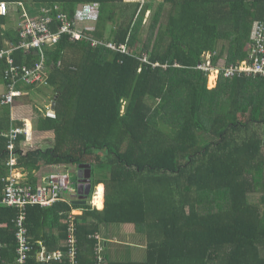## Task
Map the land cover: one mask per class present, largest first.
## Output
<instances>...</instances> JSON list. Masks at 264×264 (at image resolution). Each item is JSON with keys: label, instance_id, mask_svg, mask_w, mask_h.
I'll return each mask as SVG.
<instances>
[{"label": "trees", "instance_id": "obj_1", "mask_svg": "<svg viewBox=\"0 0 264 264\" xmlns=\"http://www.w3.org/2000/svg\"><path fill=\"white\" fill-rule=\"evenodd\" d=\"M1 2L48 7L51 15L54 6L60 7L72 24L79 9H97L95 31L84 32L80 41L65 33L45 49L54 119L45 116L35 128L52 131L53 143L29 149L25 134L13 141L18 167L25 172L73 165L91 175L92 189L104 193L105 186L104 210L88 205L76 221L77 264H106V250L94 233L100 225L128 223L147 239L143 264H264V76L226 78L221 71L209 89L211 71L200 68L210 61L215 69L222 59L228 68L253 65L251 47L256 25L264 22V0H163L146 32L144 17L156 0L143 5L124 0ZM9 18L0 16V51L23 40ZM110 43L118 49L109 48ZM11 58L15 66L30 69L41 60L34 50L22 48ZM7 68L1 60L0 86L6 92L11 84ZM2 107L0 197L11 156L8 136L24 128L12 121L11 107ZM29 181L37 183L32 177ZM71 206L28 207L33 249L25 264H39V242L49 253L64 252L51 264H71L65 248ZM16 215V209L1 210L7 224L1 231L2 264L17 259Z\"/></svg>", "mask_w": 264, "mask_h": 264}, {"label": "built area", "instance_id": "obj_2", "mask_svg": "<svg viewBox=\"0 0 264 264\" xmlns=\"http://www.w3.org/2000/svg\"><path fill=\"white\" fill-rule=\"evenodd\" d=\"M32 12L26 10V6L22 3L9 4L6 2L0 3V16L12 17V12L15 11L14 16L23 23L18 25L17 30L22 37V42L13 49H4L0 51V61L6 60L8 68L6 70L7 77L10 78L11 84L8 90L2 95V106L13 107L16 100L21 98V93L16 89L17 84L23 83L31 86L47 87L48 82L45 78V49L59 43L61 36L65 33L72 36V41H80L85 36L84 32L78 27L77 23L72 24L68 16L62 12L60 7L54 6L53 11L55 15H51V9L33 8ZM60 25L58 26V24ZM55 29V30H54ZM98 42L94 41V45ZM112 50H116L115 45L108 44ZM24 49L27 51H35L40 54L41 60L34 68L15 66L14 60L11 58L13 51L17 49ZM209 56L207 59H210ZM251 59L254 60L253 65L249 67L243 64L239 68H228L225 65L218 64V67L213 69L211 62L208 61L206 65L200 66L205 71L217 72L223 71L226 78L240 76L243 73H254L256 75L264 76V22H259L255 27L254 44L251 47ZM147 60H144L146 62ZM45 75V76H44ZM46 117L54 119V114L49 109L46 111ZM27 134V129L16 128L10 131L9 151L11 156L7 163L9 167V175L3 180L5 188L0 197V264H2V229L7 228V224L1 220V210L6 208L16 209L17 215L12 220L14 233L17 240V259L12 264H25L28 254L32 251V246L29 242V227L27 226V209L29 206H40L42 208H51L56 203H69L70 199L77 195V191L72 184L71 175L69 173H51L42 184L30 185L29 183H21L15 170L18 167L17 159L14 155L13 141L19 135ZM29 137V136H28ZM97 194V192H95ZM93 208V207H92ZM81 216L77 210L69 212L66 220L68 240L66 242L69 259L71 264H77V253L75 250V232L77 230V219ZM94 238L99 239L97 235ZM41 249L37 251L36 260L39 264H51L53 260H60L63 256V251L58 250L53 253L46 251L43 242H39ZM103 261V260H101ZM104 264V262L102 263Z\"/></svg>", "mask_w": 264, "mask_h": 264}, {"label": "crops", "instance_id": "obj_3", "mask_svg": "<svg viewBox=\"0 0 264 264\" xmlns=\"http://www.w3.org/2000/svg\"><path fill=\"white\" fill-rule=\"evenodd\" d=\"M95 6H85L83 9H79L77 25L83 31H92L96 27L97 23V9L94 10ZM92 13H91V12ZM15 11L12 12L13 18L11 17L10 21L17 22L15 28H18L19 18L14 16ZM18 18V19H17ZM220 63V62H219ZM218 77L214 80L217 85ZM16 89L21 93V98L16 100V103L13 107L10 108V116L14 123H22V126H25L27 129V134L29 137L24 139V145L26 148L34 149L39 148V144L47 143V146H50L54 140V134L52 131H39L35 128V122L41 118H45L46 111L49 109L53 112L55 103L53 102V94L49 87H40V86H31L23 83H19L16 86ZM6 93L5 85L0 86V109L3 108L1 105L2 95ZM49 105L45 104L43 106L38 104V100L49 101ZM54 113V112H53ZM50 135L52 138H50ZM45 136V138L43 137ZM38 142L36 145H33V141ZM64 166V168H61ZM8 167V165H7ZM50 166H43L38 171H34L32 174L25 172L20 167H17L15 174L19 178L20 182L32 183L30 182V177H32L37 183L42 184L51 173H67V169L70 167L66 165H55L52 166L51 170H47ZM76 167V166H75ZM9 170V167H8ZM78 187L74 189L77 191V195L70 199L71 207L74 210H77L78 213H85L86 206L90 205L93 209L98 211H103L106 205V193L104 186V193L102 189H91V194L85 197V194H80V188L84 183L81 182L80 170L76 167ZM9 175V171L8 174ZM72 179V177H71ZM84 182V180H83ZM73 183V182H72ZM87 187V183H85ZM85 189V188H84ZM95 191L97 194H95ZM101 195H100V194ZM102 199V204H99V201ZM85 203V204H83ZM79 207V208H75ZM91 222V219H89ZM97 235L100 240V248L106 250V264H124V263H141L146 262L147 259V239H143L135 231L133 224H110V225H100L99 229L94 236ZM16 258V257H15ZM15 261V260H14Z\"/></svg>", "mask_w": 264, "mask_h": 264}, {"label": "rangeland", "instance_id": "obj_4", "mask_svg": "<svg viewBox=\"0 0 264 264\" xmlns=\"http://www.w3.org/2000/svg\"><path fill=\"white\" fill-rule=\"evenodd\" d=\"M137 1H139V3L141 4V5H143V4H146V3H149L151 0H124V2H128V3H132V2H137ZM161 1H163V0H156V4H155V6L146 14V17H144V21H143V31L144 32H146V30L149 28V25H150V23H151V21H152V19H153V16H154V14H155V11H156V9H157V6H158V3L159 2H161ZM94 10H96V8L94 7L93 8ZM26 10L28 11V13L29 12H32L33 10L32 9H30V8H28L27 6H26ZM97 11V10H96ZM34 12V11H33ZM91 12V11H90ZM92 13V12H91ZM14 19V18H13ZM18 19V18H17ZM20 24H22L23 22H20V21H18ZM17 24V22H13V25L15 26ZM92 31H95V30H92ZM143 31H142V33H143ZM144 36H146V35H144V33H143V35H142V38L144 37ZM11 49H13V48H11ZM138 49L140 50V49H142V43H140L139 44V46H138ZM146 55L147 54H144V53H142V57H141V59H142V61L144 62V60H146ZM210 55H208V56H206V57H209ZM147 62V61H146ZM220 63L219 64H221V65H225V59H222V60H220L219 61ZM214 76V77H213ZM219 76V74L217 73V72H211L210 73V75H209V81H208V87H209V89H214V87L216 86V84H215V82H214V80L217 78ZM38 102V104L39 105H41V106H43V105H45V104H48L49 105V102H50V99H49V101H43V100H38L37 101ZM44 138H45V136H43ZM50 138H52V136L50 135ZM36 143L38 144V142H36L35 140L33 141V145H36ZM47 143H44V144H39V148L40 149H46V148H48L49 146H47L46 145ZM52 166H50L49 168H47V170H51L52 168H51ZM61 168H64V166H61ZM67 173H69L70 175H71V177H72V184H73V187H75V188H77L78 187V179H77V170H76V167L75 166H73V165H70V167L67 169V171H66ZM100 194V193H99ZM101 195V194H100ZM99 203H100V201H99Z\"/></svg>", "mask_w": 264, "mask_h": 264}, {"label": "water", "instance_id": "obj_5", "mask_svg": "<svg viewBox=\"0 0 264 264\" xmlns=\"http://www.w3.org/2000/svg\"><path fill=\"white\" fill-rule=\"evenodd\" d=\"M36 54H38L36 52ZM80 178L82 179L81 182L84 183L83 186H81V190H80V194H85V197L86 198L87 196H89L91 194V189H92V185H91V175L90 174H83L80 170ZM84 180V182H83ZM87 183V187L85 186ZM85 188V189H84ZM85 204V203H83Z\"/></svg>", "mask_w": 264, "mask_h": 264}, {"label": "bare ground", "instance_id": "obj_6", "mask_svg": "<svg viewBox=\"0 0 264 264\" xmlns=\"http://www.w3.org/2000/svg\"><path fill=\"white\" fill-rule=\"evenodd\" d=\"M213 77H214V76H213ZM101 194H102V193H101ZM97 201H100V203H101L102 199H101V200H98V199H97ZM100 203H99V204H100Z\"/></svg>", "mask_w": 264, "mask_h": 264}, {"label": "clouds", "instance_id": "obj_7", "mask_svg": "<svg viewBox=\"0 0 264 264\" xmlns=\"http://www.w3.org/2000/svg\"><path fill=\"white\" fill-rule=\"evenodd\" d=\"M24 128H25V126H23ZM26 137H28V136H26ZM96 192V191H95Z\"/></svg>", "mask_w": 264, "mask_h": 264}]
</instances>
